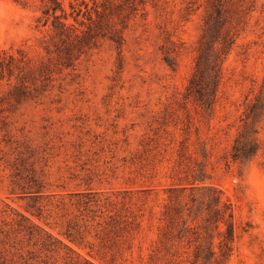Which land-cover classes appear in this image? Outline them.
Segmentation results:
<instances>
[{
  "label": "rangeland",
  "instance_id": "374dc122",
  "mask_svg": "<svg viewBox=\"0 0 264 264\" xmlns=\"http://www.w3.org/2000/svg\"><path fill=\"white\" fill-rule=\"evenodd\" d=\"M41 5L0 0V49L42 55ZM205 5L144 0L122 47L101 40L76 66L54 75L43 95L2 113L0 264H66L65 249L41 248L40 228L95 264H148L168 187L200 172L231 203L237 223L248 225L225 264H264V116L256 124L259 148L252 160L230 158L243 111L257 95L264 98V0H253L223 60L211 110L185 97ZM6 89L3 84L0 94ZM84 190L129 192L139 227L113 262L97 255L92 236H85L93 242L89 252L61 234L68 193ZM38 208L41 218L34 215Z\"/></svg>",
  "mask_w": 264,
  "mask_h": 264
},
{
  "label": "trees",
  "instance_id": "16d2710c",
  "mask_svg": "<svg viewBox=\"0 0 264 264\" xmlns=\"http://www.w3.org/2000/svg\"><path fill=\"white\" fill-rule=\"evenodd\" d=\"M40 1L41 15L36 26L46 30L40 42L42 55L34 58L24 47L0 49V87L7 86L0 94L2 127L7 125L2 113L12 112L23 102L43 95L49 90L54 75L76 66L82 56L98 48L101 40L107 39L122 47L124 30L144 4V0ZM17 3L28 6V0H17ZM205 3L202 32L185 97L203 110H211L223 60L246 16L253 10V0H205ZM164 59L175 69L171 57L166 54ZM263 116L264 98L257 95L243 111L241 126L230 150L232 161L246 164L255 156L259 148L256 124ZM177 179L179 182L167 189L148 264H225L248 225L237 223L231 203L223 199L219 189L204 183L203 173L191 174L186 181ZM68 195L69 207L65 214L69 218L61 234L70 241L83 243L89 252L93 250V242L85 241V236H92L98 240L97 255L113 262L122 253L128 237L139 227L128 190L109 194L84 190ZM38 209L34 215L41 218L42 209ZM39 233L41 248L54 252L60 248L66 250L62 256L66 264H95L47 231L40 228Z\"/></svg>",
  "mask_w": 264,
  "mask_h": 264
}]
</instances>
